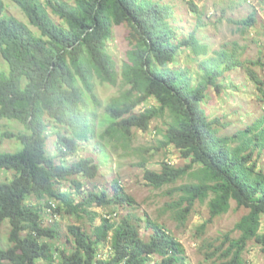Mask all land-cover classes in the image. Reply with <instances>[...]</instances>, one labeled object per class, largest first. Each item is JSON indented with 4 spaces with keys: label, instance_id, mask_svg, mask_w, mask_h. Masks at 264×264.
<instances>
[{
    "label": "trees",
    "instance_id": "1",
    "mask_svg": "<svg viewBox=\"0 0 264 264\" xmlns=\"http://www.w3.org/2000/svg\"><path fill=\"white\" fill-rule=\"evenodd\" d=\"M12 1L38 32L8 13L0 0V54L8 66L0 68V120L23 125L18 132L0 127V170L15 172L11 180L0 184V228L6 219L12 225L11 246L0 248V264H187L184 244L148 216L144 220L150 231L147 239L141 234V220L128 217L116 223L103 217L92 231L69 226L67 242L72 250L43 240L61 236L59 223L43 225L46 214H51V222L58 214L95 220L99 213L90 210L94 203L123 206L135 202L118 181L113 184V196L89 192L81 201L62 189L64 181H71L80 190L74 177L94 178L100 170L89 157L64 163L79 150L80 142L96 134L99 115L88 98L101 106L96 78L113 85L122 78L124 86L105 107L109 122L102 137L128 147L134 129L148 131L152 120L169 118L164 130H159L163 138L156 149L173 145L190 162L175 166L164 161L159 171L147 169L145 178L156 189L187 179L174 187L178 198L166 206L175 219L184 222L198 200L209 199L210 218L202 227L228 213L233 201L248 209L225 235L227 247L214 262L246 264L249 242L264 246V169L259 167L264 118L233 134H221L219 119L209 117L204 102L211 87L223 91L226 73L236 68H244L264 95V81L251 66L264 67V61H245L244 51L227 44L210 55L211 47L197 33L207 24L204 13L193 1L189 4L197 13V28L183 38L172 23L173 6L163 0ZM229 21L251 26L257 13L240 20L229 17ZM122 23L132 30L133 47L119 70L108 51V40L115 25ZM186 48L198 59L196 75L178 61ZM151 97L159 104L135 113ZM52 126L61 127L55 131L56 155L47 149ZM6 139H16L22 149L1 150ZM235 231L240 235L231 237ZM101 244L110 246L109 257L101 255Z\"/></svg>",
    "mask_w": 264,
    "mask_h": 264
},
{
    "label": "rangeland",
    "instance_id": "2",
    "mask_svg": "<svg viewBox=\"0 0 264 264\" xmlns=\"http://www.w3.org/2000/svg\"><path fill=\"white\" fill-rule=\"evenodd\" d=\"M75 4L76 0H66ZM189 1L195 4L204 13L205 27L198 29V36L203 42H206L213 50L222 48L225 44L232 48L233 45L239 51H244L243 60L262 59L264 61V4L262 0H163L173 6L172 23L176 28L180 38L188 37L190 33L197 28V13L191 8ZM6 11L20 20L32 26L28 17L22 9L12 0H4ZM252 12L257 13V21L254 25L243 26L235 22H230V18L240 20L246 18ZM54 19L61 20L54 14ZM131 29L127 23L115 25L113 36L108 40V51L117 63L119 70L126 60L127 53L133 47ZM178 61L183 68H189L193 75L199 71L198 59L186 48L178 57ZM253 69L264 81V67L253 66ZM0 68H8L5 59L0 54ZM225 87L221 93L214 88L209 89L208 98L204 102V108L211 119L218 118L220 121L221 134H233L237 130L246 128L253 124L259 118H264V100L258 85L253 82L244 68H236L226 73ZM96 93L101 101V106L94 105L93 100L88 96L91 106L98 112V126L96 134L89 141L80 142L79 150L73 155L64 159V163L71 164L80 158H92L100 166L99 173L94 178L77 175L74 178L80 182L81 189L71 183L64 181L62 189L71 192L76 201H81L89 192L101 194L105 191L109 196H113L115 181L121 184L126 194L133 197L135 202L132 205H99L94 203L90 210L96 211L99 215L95 220L89 216L58 214L50 221V215L44 217L43 225L48 226L53 223L60 224V237L47 239L54 246L64 248L67 251L72 250V245L67 242L69 236V226L77 225L89 231L94 226L102 223L103 217L110 218L111 221L120 223L125 218L131 217L134 222L141 220V234L148 238L150 231L146 230L144 220L151 217L159 224L165 226L173 235H175L185 246L187 251V264H214L221 259L222 251L227 246L226 234L232 232L236 222L248 212V209L237 207L236 202H232V208L228 213L216 217L208 222L205 227L202 225L209 220V199L204 202L197 201L187 219L184 222L174 218L171 211L166 209L169 203L177 200L178 195L174 193V187L186 183L187 179L180 180L175 185H166L156 189L148 183L145 178L147 169H161L164 161H169L175 166H184L190 162V158L181 156L179 150L170 145L159 148V140L163 135L159 130L165 128V122L169 118L154 119L151 121L150 129L144 131L134 129V140L128 147L119 140H114L109 136L102 137V133L108 125L109 118L106 115L105 107L109 100L120 93L124 88L122 78L117 85L102 82L96 78ZM156 98L151 97L145 103H142L135 109V113H140L151 106L158 105ZM0 127L3 130L11 129L18 132L23 130V125L17 121L7 119L0 120ZM61 127L50 129L48 139L49 154L56 155L57 135ZM22 149L16 139H6L1 150L17 151ZM142 150V152L140 151ZM58 162L62 159L57 157ZM145 163L146 167L141 166ZM144 164V165H145ZM259 167L264 169V152L259 157ZM13 170H0V184L9 181L14 177ZM32 202L36 201L33 199ZM12 225L6 219L0 228V248L7 249L11 246L10 234ZM264 231V220L262 232ZM239 232L231 233V237H238ZM100 253L103 257H109L111 249L108 244L100 245ZM246 264H264V246L261 243L252 240L244 254ZM157 260V258H154Z\"/></svg>",
    "mask_w": 264,
    "mask_h": 264
}]
</instances>
